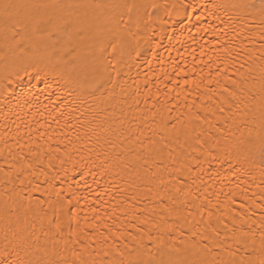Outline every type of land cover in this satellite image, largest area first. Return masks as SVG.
Returning <instances> with one entry per match:
<instances>
[{"label": "bare ground", "instance_id": "1", "mask_svg": "<svg viewBox=\"0 0 264 264\" xmlns=\"http://www.w3.org/2000/svg\"><path fill=\"white\" fill-rule=\"evenodd\" d=\"M5 248L264 264L262 0H0Z\"/></svg>", "mask_w": 264, "mask_h": 264}, {"label": "snow or ice", "instance_id": "2", "mask_svg": "<svg viewBox=\"0 0 264 264\" xmlns=\"http://www.w3.org/2000/svg\"><path fill=\"white\" fill-rule=\"evenodd\" d=\"M262 5H264V0H262ZM55 7H60V5H54ZM73 5H68V7H72ZM76 7H95V8H103V7H111L110 5H102V4H94V5H75ZM14 7H21V5H9V4H4L3 8L5 11H7L9 8H14ZM113 51H115L116 45H112ZM139 51V45L137 46V52ZM115 70V67L113 68ZM39 76V73H37ZM48 84L45 82V87H47ZM101 87L103 85H100ZM92 87H96V85H92ZM51 226L56 228L59 232L63 231L62 226L59 224L57 219H54L53 221L50 222ZM72 234V229H71V221L69 223V235ZM45 252H47V249H45ZM0 264H18V261L16 259L12 258V253L8 251L7 248H5L2 252H0ZM29 264H32L30 261ZM35 264H56L54 260H43V261H36ZM73 264H75V261H73ZM80 264H86L85 261L81 260Z\"/></svg>", "mask_w": 264, "mask_h": 264}]
</instances>
